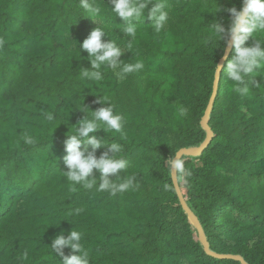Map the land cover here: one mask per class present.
<instances>
[{"label": "trees", "instance_id": "1", "mask_svg": "<svg viewBox=\"0 0 264 264\" xmlns=\"http://www.w3.org/2000/svg\"><path fill=\"white\" fill-rule=\"evenodd\" d=\"M91 2L101 8L92 19L126 52L119 59L143 61L142 70L122 81L107 67L100 81L81 77L90 64L78 45L96 24L79 0H0V264H63L49 247L70 230L82 233L89 264H264V68L247 78L246 96L235 93L223 71L232 48L198 152L215 66L230 44L209 24L227 28L226 9L242 0H165L159 34L149 4L134 38L110 0ZM100 98L125 118L122 132L96 133L120 143L128 162L109 178L135 177L115 196L64 173L66 136L89 110L107 107ZM183 149L198 154L181 157L190 175L174 174L177 191L166 162ZM99 176L90 177L96 186Z\"/></svg>", "mask_w": 264, "mask_h": 264}, {"label": "clouds", "instance_id": "2", "mask_svg": "<svg viewBox=\"0 0 264 264\" xmlns=\"http://www.w3.org/2000/svg\"><path fill=\"white\" fill-rule=\"evenodd\" d=\"M111 11L115 17H119L123 22V33L127 37L134 38L137 33V21L144 20L145 10L149 4L152 7L148 10L147 18L151 21L155 33L159 34L164 30L169 21L168 5L165 0H110ZM80 7L89 13V18L99 17L101 8L95 6L91 0H79ZM218 11V8H217ZM216 11V12H217ZM231 17V22L227 28L219 22L213 20L209 24L213 36L218 42H230L234 51V56L227 62L223 69L227 80L233 83V91L240 96L249 93L248 77L252 76L256 70L264 68V0H242L239 10L236 7L226 9ZM93 20V19H92ZM96 27L93 28L86 39L79 47L81 51L87 53L90 67L80 68L82 78L93 81L103 79L102 67L111 69L118 80H124L129 74L137 73L143 69V61L135 63H125L119 58L126 53L115 40L108 39L107 32L102 26V20H93ZM258 37L253 39V37ZM251 41V43H248ZM131 42L129 41V47ZM219 66H215L216 74L220 71ZM103 98L96 102L107 107H100L90 111V118L83 116L78 121L79 126L73 128L70 135L66 136L64 150L67 153L63 157V165L67 169V179L74 185H81L85 189L96 187L97 191L108 192L115 196L117 193L125 192L134 187L135 177L124 179L121 183H114V179L128 166V162L121 158L122 145L112 140L106 141L96 135L99 130L122 132L125 118L122 114L114 111L111 103L102 102ZM186 109L181 105L178 108L180 116L186 114ZM47 119L52 120V113L47 114ZM97 149H104L103 153L96 157ZM172 173L176 174L177 180H184L190 173L185 168L184 160L177 154L166 162ZM98 172L97 179L90 178L93 173ZM79 210H77L78 212ZM55 256L63 258V264H89L88 252L82 245V233L70 230L66 234L61 231L51 240L49 247ZM70 250L65 256L64 249ZM25 253V257H26Z\"/></svg>", "mask_w": 264, "mask_h": 264}, {"label": "water", "instance_id": "3", "mask_svg": "<svg viewBox=\"0 0 264 264\" xmlns=\"http://www.w3.org/2000/svg\"><path fill=\"white\" fill-rule=\"evenodd\" d=\"M231 48L232 47L229 44L228 47H227V49H226V52H225L224 57L219 62V65L218 66L220 67V69H222V66H223V64H224V62L226 60V57L229 55ZM220 73H221V70L215 75V81H214V85H213L212 95H211V98H210V101H209V104H208V108H207V110H206V112L204 114V117L202 119V122H201L202 127L207 131V139H206V142L204 143V145L199 149L198 152H200V150H202L205 147V145L207 144L208 140L211 137L210 129L207 126V117H208L209 112H210V110H211V108L213 106L214 99H215L216 94H217ZM198 152H194L192 150H185V149H183V150H180L177 154L180 157H182L183 155H187V156L195 155V154H198ZM177 154H176V156H177ZM172 176H173L174 185H175V187H176V189L178 191L177 183H176V180H175V177H174V173H172ZM180 199H181V197H180ZM182 205H183V207H185V205H184L183 202H182ZM204 246H205V250L208 252V248H207L206 243H204ZM231 258H233V257H231ZM234 259L241 261V259L238 258V257H234Z\"/></svg>", "mask_w": 264, "mask_h": 264}]
</instances>
